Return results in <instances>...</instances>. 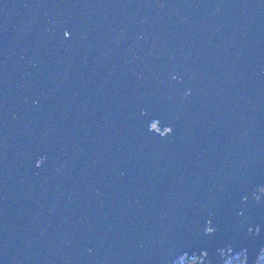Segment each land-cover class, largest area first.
I'll return each instance as SVG.
<instances>
[{
	"label": "water",
	"instance_id": "water-1",
	"mask_svg": "<svg viewBox=\"0 0 264 264\" xmlns=\"http://www.w3.org/2000/svg\"><path fill=\"white\" fill-rule=\"evenodd\" d=\"M264 256V0H0V264Z\"/></svg>",
	"mask_w": 264,
	"mask_h": 264
},
{
	"label": "trees",
	"instance_id": "trees-1",
	"mask_svg": "<svg viewBox=\"0 0 264 264\" xmlns=\"http://www.w3.org/2000/svg\"><path fill=\"white\" fill-rule=\"evenodd\" d=\"M245 255L244 253H240L231 258V260L227 264H244ZM191 259L187 260L184 258L178 259L174 264H187ZM258 264H264V259H260Z\"/></svg>",
	"mask_w": 264,
	"mask_h": 264
},
{
	"label": "rangeland",
	"instance_id": "rangeland-1",
	"mask_svg": "<svg viewBox=\"0 0 264 264\" xmlns=\"http://www.w3.org/2000/svg\"><path fill=\"white\" fill-rule=\"evenodd\" d=\"M240 254V253H239ZM238 255V254H237ZM261 259H264V257H262Z\"/></svg>",
	"mask_w": 264,
	"mask_h": 264
},
{
	"label": "flooded vegetation",
	"instance_id": "flooded-vegetation-1",
	"mask_svg": "<svg viewBox=\"0 0 264 264\" xmlns=\"http://www.w3.org/2000/svg\"><path fill=\"white\" fill-rule=\"evenodd\" d=\"M264 257V256H263ZM185 259V258H184Z\"/></svg>",
	"mask_w": 264,
	"mask_h": 264
}]
</instances>
